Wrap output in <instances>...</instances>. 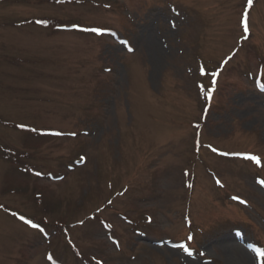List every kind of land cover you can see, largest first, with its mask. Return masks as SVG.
<instances>
[{
    "label": "rangeland",
    "instance_id": "rangeland-1",
    "mask_svg": "<svg viewBox=\"0 0 264 264\" xmlns=\"http://www.w3.org/2000/svg\"><path fill=\"white\" fill-rule=\"evenodd\" d=\"M246 6L0 0V264H240L234 242L264 264V0L248 33Z\"/></svg>",
    "mask_w": 264,
    "mask_h": 264
},
{
    "label": "snow or ice",
    "instance_id": "snow-or-ice-1",
    "mask_svg": "<svg viewBox=\"0 0 264 264\" xmlns=\"http://www.w3.org/2000/svg\"><path fill=\"white\" fill-rule=\"evenodd\" d=\"M252 4H253V0H247V6L245 7L244 14H243L242 19H241V25H242L243 31L245 33H248V31H249L248 22H247V15H248V9H249V7ZM37 23H44V21H37ZM93 31H98V29H93ZM201 71L203 72V69H201ZM212 76L215 77L216 76V73L215 72L212 73ZM212 83H213V85L215 84V79H213ZM20 127H24V126L23 125H20ZM71 135H75V133H71ZM246 158L254 161L257 164L260 163V158L257 157V156H255V155L246 154ZM217 183H219V181H217ZM259 183H261L262 185H264V181H259ZM234 199H239V198L238 197H234ZM242 203H246V202L242 201ZM20 219L21 220H25V218L23 216H21ZM25 222L28 223V224H30L32 227H38V225L33 224L31 220H25ZM187 239L188 240H191L192 237L189 236ZM176 247H179L188 256H191L192 255L191 250L185 244H179V245H176Z\"/></svg>",
    "mask_w": 264,
    "mask_h": 264
},
{
    "label": "bare ground",
    "instance_id": "bare-ground-1",
    "mask_svg": "<svg viewBox=\"0 0 264 264\" xmlns=\"http://www.w3.org/2000/svg\"><path fill=\"white\" fill-rule=\"evenodd\" d=\"M229 248L233 253H236L239 257L241 256L242 259L240 258V264H249V260L251 257L248 251H246L236 242L230 243ZM168 251H172V250L168 249Z\"/></svg>",
    "mask_w": 264,
    "mask_h": 264
},
{
    "label": "trees",
    "instance_id": "trees-1",
    "mask_svg": "<svg viewBox=\"0 0 264 264\" xmlns=\"http://www.w3.org/2000/svg\"><path fill=\"white\" fill-rule=\"evenodd\" d=\"M8 152H10V151H8Z\"/></svg>",
    "mask_w": 264,
    "mask_h": 264
}]
</instances>
